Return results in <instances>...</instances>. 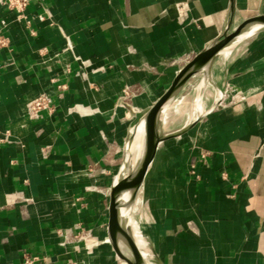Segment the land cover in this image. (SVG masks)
Returning <instances> with one entry per match:
<instances>
[{"label": "crops", "instance_id": "obj_1", "mask_svg": "<svg viewBox=\"0 0 264 264\" xmlns=\"http://www.w3.org/2000/svg\"><path fill=\"white\" fill-rule=\"evenodd\" d=\"M25 15L0 5V264H115L107 207L131 117L264 0H28ZM243 40L200 72L218 97L158 144L140 188L161 264H264V31ZM40 94L53 109L33 119Z\"/></svg>", "mask_w": 264, "mask_h": 264}, {"label": "water", "instance_id": "obj_2", "mask_svg": "<svg viewBox=\"0 0 264 264\" xmlns=\"http://www.w3.org/2000/svg\"><path fill=\"white\" fill-rule=\"evenodd\" d=\"M229 27L227 25L217 38L208 43L202 51L178 71L169 87L139 118L136 125H142V144L139 156L131 171L127 167L132 136L125 143L120 173L109 193L106 233L107 242L116 258L126 264H146L135 246L125 216L131 211L157 146L169 138L180 136L190 127V125H186L174 133L160 134L159 116L161 110L175 98L190 77L200 72H206L214 57L223 49L229 47L233 42L264 31V15L247 18L232 31ZM156 262L161 264L158 259Z\"/></svg>", "mask_w": 264, "mask_h": 264}, {"label": "rangeland", "instance_id": "obj_3", "mask_svg": "<svg viewBox=\"0 0 264 264\" xmlns=\"http://www.w3.org/2000/svg\"><path fill=\"white\" fill-rule=\"evenodd\" d=\"M247 43H248V40H243V41L237 42L235 44V47L236 46L237 47L238 46L244 47V45H246ZM228 57H229V55H228ZM206 81H207V83H206ZM208 82H209V76H205V78H204V76L201 73L194 75L187 80V82L184 84L182 90L174 98V99H182V102L180 104V110H179L180 112L178 114L172 115L168 119V122L165 125H163L164 128H162L161 122L159 121V133L160 134L164 135V134L172 133L174 131L179 130L183 126L184 122L186 121V115H187L186 113L191 107V101L193 98L198 99L199 105H201V107L203 109V113L209 109V107L213 103V98L218 97V93H216L217 95L214 94L215 92L212 91L210 89V87H208L206 85V84H208ZM199 83H200V88L196 89V87ZM207 87H208V89H207ZM206 94L208 95L206 97L208 99H206L204 96ZM211 95L213 97L212 99H211V97H209ZM172 103L170 104V106H172ZM141 115H142V111H140V112L138 111L137 114H135L131 117V120L135 122L138 120V118ZM123 153L124 152L122 149V152L120 153V155H121L120 159L123 158ZM129 157H130V154H129ZM130 162L131 161L128 162V167H127V169L129 171H131V169H132ZM137 196H138V201H139L138 210L136 212H134V214H131L132 220L134 222H136L142 228V232L144 234V239L146 240L147 245L153 251L152 239H151V235H150V231H149L150 225H153L151 222L152 221L151 220V211H152L151 206H150V203L144 198L143 190H141ZM153 262L155 264H158L156 262L155 256L153 257ZM115 264H126V263H123L117 259V262Z\"/></svg>", "mask_w": 264, "mask_h": 264}, {"label": "bare ground", "instance_id": "obj_4", "mask_svg": "<svg viewBox=\"0 0 264 264\" xmlns=\"http://www.w3.org/2000/svg\"><path fill=\"white\" fill-rule=\"evenodd\" d=\"M235 43L236 42H233L231 44V46L234 45ZM229 51H230V48L223 49L219 53L221 59H227L228 55H229ZM206 83H207V81H206ZM199 88H200V83L197 85L196 89H199ZM181 102H182V99H174L168 105L163 107V109L160 112V116H159V121L161 122L162 128H164L163 125H165L168 122V119L172 115L178 114L180 112L179 110H180ZM171 103H172V106H170ZM202 113H203V109H202L201 105H199L198 99L197 98H193L192 101H191V107L186 113L187 114L186 115V121L184 122L183 126L189 125L197 116L201 115ZM130 133H131V136H132V141H131V144H130V147H129L130 157H129V154H128V157H129L128 162L131 161L130 165L133 168L134 164H135V162H136V160H137V158L139 156L140 149H141V144H142V125L141 124L135 125L133 128H131ZM140 191H141V189H139V191L136 194V197H135L133 206L131 208V211L125 216L126 223H127V226H128V228L130 230V233H131V236H132L133 241L135 243V246L137 247L138 251L140 252L143 261L146 264H155L153 262V257L155 256L154 250L152 251L151 248L147 245V242L144 239V234L142 232V228L136 222H134L132 220V215L131 214H134V212H136L138 210L139 201H138V196L137 195L140 193ZM123 263H125V262H123Z\"/></svg>", "mask_w": 264, "mask_h": 264}, {"label": "built area", "instance_id": "obj_5", "mask_svg": "<svg viewBox=\"0 0 264 264\" xmlns=\"http://www.w3.org/2000/svg\"><path fill=\"white\" fill-rule=\"evenodd\" d=\"M28 0H0V5L8 12L13 14V19L17 23L28 24L25 10ZM8 23L4 19H0V48L5 47L9 43V38L5 35ZM60 89L64 87H59ZM53 109L52 100L46 94H40L26 105L27 115L33 119L41 118L44 113H51Z\"/></svg>", "mask_w": 264, "mask_h": 264}]
</instances>
